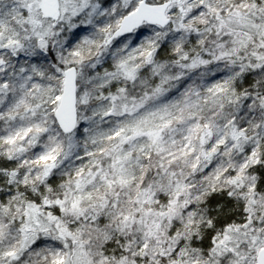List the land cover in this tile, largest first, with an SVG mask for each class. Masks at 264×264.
Here are the masks:
<instances>
[{"label":"snow or ice","instance_id":"1","mask_svg":"<svg viewBox=\"0 0 264 264\" xmlns=\"http://www.w3.org/2000/svg\"><path fill=\"white\" fill-rule=\"evenodd\" d=\"M0 264H264V0H0Z\"/></svg>","mask_w":264,"mask_h":264}]
</instances>
